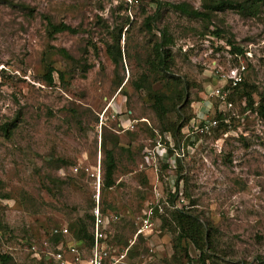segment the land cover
I'll return each instance as SVG.
<instances>
[{
    "label": "rangeland",
    "instance_id": "374dc122",
    "mask_svg": "<svg viewBox=\"0 0 264 264\" xmlns=\"http://www.w3.org/2000/svg\"><path fill=\"white\" fill-rule=\"evenodd\" d=\"M154 1L161 2V11L148 34L144 21L154 14ZM208 1H0V224L10 233L0 240V255L7 253L10 264H34L27 257L26 242L47 237L54 227L70 229L77 219L90 215L93 191L86 170L91 171L99 157L103 169V134L117 136L118 148L115 183L101 192V208L120 217L109 230L115 243L123 246L133 238L136 217L152 191L149 176L140 168L141 151L151 147L156 133L161 138L167 133L161 134L162 123L151 109L149 95V90L164 92L163 81L151 76L146 90L139 92L130 83L150 75L147 61L161 29L173 42L172 74L187 84L186 116L192 119L202 102L216 113L223 109L207 93L219 87L221 73L240 64L246 66L245 90L255 87L258 93L252 99L258 102L264 91V6L255 15L216 13L209 22L169 7L186 3L203 11ZM48 21L65 23L77 34L61 33L49 40ZM124 23L122 64L116 66L106 48ZM214 27L223 32L220 41L209 34ZM226 41L243 47L245 56L236 59L229 54ZM59 49L71 59L59 55ZM47 63L63 73V83L54 73V86L45 85ZM120 88L124 94L117 95ZM233 98L232 108L224 112L230 130L196 137L191 153L177 164L179 189L191 211L212 226L214 248L207 264H264V123L236 94ZM111 102L108 114L130 112L132 119L146 122L125 133L110 119L99 134V115ZM166 117L177 121L174 112ZM13 121L6 137L1 128ZM105 147L111 149L112 143L107 141ZM56 158L68 165L52 167L49 163ZM76 166L81 168L74 173ZM162 175L160 170L159 187L167 193ZM157 234L144 246L155 252L151 264H167L173 234ZM188 256L195 260L198 253L190 247Z\"/></svg>",
    "mask_w": 264,
    "mask_h": 264
},
{
    "label": "trees",
    "instance_id": "16d2710c",
    "mask_svg": "<svg viewBox=\"0 0 264 264\" xmlns=\"http://www.w3.org/2000/svg\"><path fill=\"white\" fill-rule=\"evenodd\" d=\"M1 1V0H0ZM125 4V9L127 8V3ZM155 3V12L152 16H149L144 21V28L148 34L152 32V24L159 17V12L161 11V2L154 1ZM264 6V0H210L205 2L202 7L203 11H198L191 8L186 3H178L170 5L169 7L174 11L178 12L190 19L193 20H202L210 21L212 15L216 13H224L225 11H234L242 15L246 13L256 14L258 9ZM127 18V17H126ZM128 22V18H127ZM125 23L118 29L117 33H114L112 36L111 44H107L106 52L110 56L114 65L118 66L122 64V54L120 48V41L122 36V30L125 27ZM46 33L49 40H52L57 34L68 33L71 35L77 34V30L71 28L65 23H52L51 21L47 22ZM212 39L219 40L222 38V30L214 27L209 33ZM173 45L172 38L166 30H160L158 39L153 43L151 48V58L148 59L147 64L149 66L148 70L150 75L142 74L138 79L132 81L130 84L132 89L135 92L146 90L147 84L152 76L153 80H161L164 83V92H152L149 90V95L151 97L152 111L155 114L156 118L161 125V134L167 132L175 138H179L181 130L185 125L190 121L191 117L186 116L183 112L185 106L188 104L186 89L187 84L182 80L177 79L172 74V68L174 65L173 55L171 53L170 46ZM225 49L236 59L239 57H244L246 51L241 46H236L230 41H226ZM57 53L64 57L67 60L71 58L66 53L64 49L57 50ZM54 73H57L58 80L63 83L65 81L64 75L62 72H56L52 67L51 63H47L46 70L43 75V82L47 87L54 86L55 78ZM248 83L244 79L238 86L233 88L231 94H229L227 101H234V94L243 101L245 104V109L253 111L257 117L264 123V91L258 94V102L255 104L253 102V94L258 93V90L254 87L253 91L247 92L245 89L248 87ZM118 94H124L122 88L119 89ZM174 112L177 115L176 122H170L166 115L168 113ZM227 117L222 114H217L216 119L219 121L217 130L215 134H219L220 131L226 133L230 130V125L226 119ZM16 121V120H15ZM15 121L9 124L3 125L1 128L2 133L8 137L12 132V128L15 126ZM154 132V131H153ZM129 133V132H125ZM216 136V135H215ZM109 141L112 143V148L107 149L105 143ZM102 152H103V187L102 190H107L114 186V174L117 168V161L115 159L114 151L118 148V137L115 135H105L102 136ZM143 152V149L142 151ZM143 157V156H142ZM50 165L52 167L58 168L59 166H66L68 162L63 159H51ZM162 169L165 170L166 166H162ZM179 174V173H178ZM179 181L180 177H177V190H179ZM189 204V203H188ZM89 205L93 207L94 201H89ZM188 206H191L190 204ZM104 213L105 211L102 210ZM92 216L85 215L83 219H77L76 223L71 224L69 227V232L75 238L77 242H83L87 246L91 244V236L89 233V228L92 224ZM135 231V227L133 228ZM159 232L170 231L173 234L172 240V255L167 260V264H182V260H185V264H207L210 260L208 255L210 252H213V229L210 223H203L199 215L195 214L191 209L175 211L168 215V217H163L161 224L158 228ZM134 233V232H133ZM10 236L8 228L5 225L0 224V240L4 239L6 236ZM149 238L139 236L135 244L129 249V258L134 260L139 256L145 255L147 252L145 248L146 241ZM55 243H59L61 238L56 237L52 239ZM24 244V243H23ZM26 245H29V242H26ZM123 246H128L127 241L122 243ZM141 247V250H139ZM192 247L197 253L198 257L194 260L188 256V249ZM141 254V255H139ZM27 257L34 264H51L44 260H34L27 254ZM171 262V263H170ZM0 264H10V257L7 253L0 255Z\"/></svg>",
    "mask_w": 264,
    "mask_h": 264
},
{
    "label": "built area",
    "instance_id": "2783aa9c",
    "mask_svg": "<svg viewBox=\"0 0 264 264\" xmlns=\"http://www.w3.org/2000/svg\"><path fill=\"white\" fill-rule=\"evenodd\" d=\"M246 54V53H245ZM238 59V58H237ZM246 73V66L238 65L230 69L227 73L219 75V87L213 88L207 93V97L218 99L223 106L216 110L206 102H202L197 110L193 111V118L181 130L183 139L175 138L167 132L163 138L155 136L151 147H145L142 152L143 163L141 170H153L157 179L151 183L152 191L143 203L142 210L138 213L134 223L135 231L133 238L128 241V246L121 247L115 243L109 232L111 225L119 220L116 214L104 213L100 204L101 190L103 187V169L101 159L91 168L86 170V174L91 181L94 205L90 211L92 224L89 228L91 244L87 246L83 242H77L66 226L54 227L49 230L47 237L32 240L25 247L32 259L44 260L51 264H151L154 260L155 252L150 248L147 255L137 259L129 258V249L135 244L139 236L150 238L159 234L158 228L163 217L175 211L189 210L186 199L181 195V190H177L178 166L190 153L189 146H195L196 137H208L217 130L219 121L217 114H222L232 108V103L227 101L233 88L238 86ZM112 102L109 103L99 115L98 129L101 134L102 126L110 119L118 122L117 129L120 132H133L139 122L130 117V112H113L108 114ZM112 109V108H111ZM186 142V144L184 143ZM186 146V147H185ZM162 166H166L163 170ZM81 167L76 166L73 172L76 173ZM160 170L163 182L167 186L168 192L159 187L161 182L158 178ZM157 231V232H156ZM157 234V235H158ZM59 237L61 241L55 243L52 239Z\"/></svg>",
    "mask_w": 264,
    "mask_h": 264
},
{
    "label": "crops",
    "instance_id": "0c3cea01",
    "mask_svg": "<svg viewBox=\"0 0 264 264\" xmlns=\"http://www.w3.org/2000/svg\"><path fill=\"white\" fill-rule=\"evenodd\" d=\"M145 174L149 176V180H150L149 182L151 183H154L155 180L157 179L153 170L148 169L145 171Z\"/></svg>",
    "mask_w": 264,
    "mask_h": 264
}]
</instances>
